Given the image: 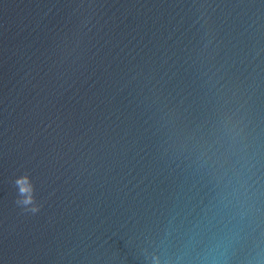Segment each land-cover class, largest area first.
Masks as SVG:
<instances>
[{
	"label": "water",
	"instance_id": "95a60500",
	"mask_svg": "<svg viewBox=\"0 0 264 264\" xmlns=\"http://www.w3.org/2000/svg\"><path fill=\"white\" fill-rule=\"evenodd\" d=\"M0 264H264V0H0Z\"/></svg>",
	"mask_w": 264,
	"mask_h": 264
},
{
	"label": "clouds",
	"instance_id": "9594fccd",
	"mask_svg": "<svg viewBox=\"0 0 264 264\" xmlns=\"http://www.w3.org/2000/svg\"><path fill=\"white\" fill-rule=\"evenodd\" d=\"M23 182H26V181H22L21 183H23ZM24 190L25 189H22V191H24ZM25 203H31V200L30 199L26 200ZM33 211H38V209H33Z\"/></svg>",
	"mask_w": 264,
	"mask_h": 264
}]
</instances>
